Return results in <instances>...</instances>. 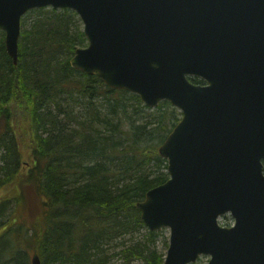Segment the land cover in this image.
I'll return each instance as SVG.
<instances>
[{
    "label": "water",
    "instance_id": "1",
    "mask_svg": "<svg viewBox=\"0 0 264 264\" xmlns=\"http://www.w3.org/2000/svg\"><path fill=\"white\" fill-rule=\"evenodd\" d=\"M43 8L83 24L71 68L181 113L158 149L168 180L137 204L150 232L169 229L161 264H264V0H0L14 65L23 16Z\"/></svg>",
    "mask_w": 264,
    "mask_h": 264
},
{
    "label": "trees",
    "instance_id": "2",
    "mask_svg": "<svg viewBox=\"0 0 264 264\" xmlns=\"http://www.w3.org/2000/svg\"><path fill=\"white\" fill-rule=\"evenodd\" d=\"M28 13L16 65L0 31V264H108L105 245L144 227L137 204L168 179L158 149L181 114L71 68L86 42L74 12ZM159 236L123 246L122 264L162 263Z\"/></svg>",
    "mask_w": 264,
    "mask_h": 264
},
{
    "label": "rangeland",
    "instance_id": "3",
    "mask_svg": "<svg viewBox=\"0 0 264 264\" xmlns=\"http://www.w3.org/2000/svg\"><path fill=\"white\" fill-rule=\"evenodd\" d=\"M46 9H49V8H46ZM30 17H31V15H29V13L23 17L24 19H22L23 22L21 24V29H23V27H25V25L27 24V20L29 21ZM72 28H73V30L78 29L80 32L83 33V24L77 15H76V18L74 20V23L72 24ZM86 46H87V41L85 42V44L83 46H78L77 48H85ZM219 224L222 226L229 227V226L233 225V219L229 215H226V216L221 217L219 219ZM2 229H4V227ZM1 230H0V232H1ZM148 232H149V230L144 226L143 228L133 230L131 233H128L124 236L117 238L116 240L109 243V245H105V247H104L105 248V254L108 256V259H109L108 264H122L120 251L122 250L123 246H125V245L130 246L137 241L143 242L146 239V234ZM159 233H160V236L157 239L155 246L157 247V251L160 254H166L167 249L165 247V244H167V247H168L169 234H170L169 229L164 228L161 231H159ZM208 259H209V257H201L200 259H198L196 264H203V263L207 262ZM130 264H140V262L133 261Z\"/></svg>",
    "mask_w": 264,
    "mask_h": 264
},
{
    "label": "bare ground",
    "instance_id": "4",
    "mask_svg": "<svg viewBox=\"0 0 264 264\" xmlns=\"http://www.w3.org/2000/svg\"><path fill=\"white\" fill-rule=\"evenodd\" d=\"M4 220H5V218H4V219H0V222H1V221H4ZM0 235L2 236V235H3V233H1V232H0Z\"/></svg>",
    "mask_w": 264,
    "mask_h": 264
}]
</instances>
